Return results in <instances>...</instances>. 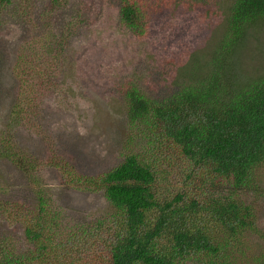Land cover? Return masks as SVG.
I'll return each mask as SVG.
<instances>
[{"label":"trees","instance_id":"obj_1","mask_svg":"<svg viewBox=\"0 0 264 264\" xmlns=\"http://www.w3.org/2000/svg\"><path fill=\"white\" fill-rule=\"evenodd\" d=\"M13 1L0 0V21L13 13ZM35 1L46 4L35 18L34 0L16 8L34 21L13 67L15 110L27 115L53 93L59 106L69 102L71 89L58 75L80 15L74 9L75 17L62 22L69 0ZM138 3L120 0V18L142 37L146 10ZM225 9L222 40L168 62L176 76L165 96H152L139 81L120 86L127 119L147 140L140 154L125 151L112 169L86 174L56 155L32 159L0 139V157L13 156L27 172L51 165L61 184L99 194L106 206L73 224L48 195L38 194L35 203L0 198V264H239L232 242L261 233L255 207L241 195L259 190L264 167V75L245 77L231 57L249 28L264 22V0H230ZM35 23L49 27L37 31ZM145 55L160 72L161 59Z\"/></svg>","mask_w":264,"mask_h":264},{"label":"rangeland","instance_id":"obj_2","mask_svg":"<svg viewBox=\"0 0 264 264\" xmlns=\"http://www.w3.org/2000/svg\"><path fill=\"white\" fill-rule=\"evenodd\" d=\"M22 1L26 0H14L9 8L19 10ZM229 1L139 0L138 5L146 10L145 33L135 37L121 22L120 0H69L59 20L67 21L72 14L74 18L73 10L78 9L79 29L57 75L58 80L65 77L62 81L71 89L66 99L73 102H59V106L53 93L30 115L15 110L13 67H18L21 44L33 35L34 21H25L16 8L13 13L7 10L0 21V139L6 137L32 159L45 161L56 155L86 174L112 169L124 159L125 151L140 154L147 140L127 119L120 86L139 81L152 96H165L176 76V66L168 62L178 52L189 54L191 48L207 52L222 40ZM45 5L34 0V18ZM48 27L35 23L37 31ZM146 52L161 59L157 60L161 73L150 65L153 59ZM238 58L245 77L264 75V22L249 28L236 56L231 57L234 67ZM258 178L259 190L241 197L255 207L261 233L249 231L232 242L231 253L239 264H264V167L259 168ZM60 179L51 165L42 172H27L13 156L0 157V198L35 203L38 194L48 195L73 224L91 218L95 210H106L101 195L70 188Z\"/></svg>","mask_w":264,"mask_h":264}]
</instances>
